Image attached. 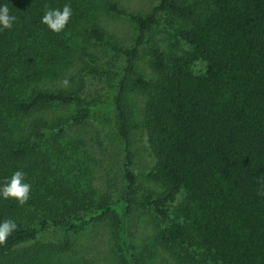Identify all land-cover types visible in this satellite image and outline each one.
I'll use <instances>...</instances> for the list:
<instances>
[{
    "label": "trees",
    "instance_id": "obj_1",
    "mask_svg": "<svg viewBox=\"0 0 264 264\" xmlns=\"http://www.w3.org/2000/svg\"><path fill=\"white\" fill-rule=\"evenodd\" d=\"M98 1L0 0L16 17L11 29L0 26V186L16 170L32 186L24 205L0 196V222L17 224L0 245V264H38L66 253L86 225L105 219L118 264H130L122 224L136 182L129 157L130 133L137 126L128 104L131 91L143 103L139 126L154 156L147 176L160 187L146 202L166 216L165 204L184 192L174 221L158 229L157 244L178 264H264V0H158L146 14L105 0V9L136 25L127 47L101 27ZM65 4L72 16L63 31L41 23L45 6ZM161 22L193 50H162L151 33ZM94 44L125 58L122 76L108 84L127 154L124 202L62 174L82 145L64 139L75 123L90 118L94 105L82 97V84L65 88L54 86V79L70 76L82 83L88 68L107 82L109 64L83 58ZM145 52L154 73L149 79L136 66ZM196 58L206 63L202 74L190 70ZM70 106L76 114L66 111ZM87 211L96 212L85 217ZM50 229L52 236L42 234ZM133 258L141 264V257Z\"/></svg>",
    "mask_w": 264,
    "mask_h": 264
},
{
    "label": "rangeland",
    "instance_id": "obj_2",
    "mask_svg": "<svg viewBox=\"0 0 264 264\" xmlns=\"http://www.w3.org/2000/svg\"><path fill=\"white\" fill-rule=\"evenodd\" d=\"M119 7L129 13H148L158 0H113ZM103 10L98 13L101 27L120 46L127 47L134 43L137 35L136 25L124 15L108 11L105 0L98 1ZM105 7V8H104ZM165 23L154 27L152 38L160 48L168 51L173 48L178 51H191L193 47L184 41L178 40L168 31ZM95 45V44H94ZM149 49L146 46L144 51ZM87 54L83 58L90 62L89 56L97 57L105 65L109 64L112 76L108 83L99 80L98 75L90 73L86 68L82 71V83L75 77H57L54 86H71L77 88L82 84V97L94 105L90 118L82 124H74V131L68 132L64 140H77L80 145L75 153L64 164L62 174L75 181L81 188H86L91 183L98 191H111L113 200L124 202L126 196V180L123 176V164L126 160L124 142L116 127V111L113 106L114 90L108 88L114 85L122 76L125 58L120 53L111 51L108 47L96 44L87 46ZM143 56L136 62L137 70L143 78L149 79L154 73L149 65V55ZM121 69V71L119 70ZM206 63L201 58H196L190 64L193 74H202ZM68 74L75 73V69H68ZM66 74V75H68ZM128 104L132 108V124L137 126L130 133V168L133 171L135 194L132 195L131 210L123 218L122 233L126 242V251L130 255L141 257V264H178L177 260L160 247L156 242L158 229L168 227L175 219L176 209L182 202L184 192L181 190L174 198L165 204L166 216L154 211L146 202V195L156 197L160 187L147 176V171L154 164V156L148 147L144 129L139 126L141 108L143 103L140 95L130 92ZM68 113L76 114L75 106L66 109ZM71 135V136H70ZM96 211L84 212V216L95 214ZM55 232L50 229L42 234L52 236ZM72 247L66 253L54 255L44 259L38 264H118L117 251L112 239L111 222L108 219L90 222L85 228L71 239ZM154 246V249L152 248ZM198 251V249H197ZM130 257V264H134ZM199 255H197V259Z\"/></svg>",
    "mask_w": 264,
    "mask_h": 264
},
{
    "label": "clouds",
    "instance_id": "obj_3",
    "mask_svg": "<svg viewBox=\"0 0 264 264\" xmlns=\"http://www.w3.org/2000/svg\"><path fill=\"white\" fill-rule=\"evenodd\" d=\"M72 16L70 4H65L62 9H52L45 6L44 15L41 23L45 24L54 32H61L67 26ZM16 17L10 15L7 4L0 6V26L4 29H11ZM32 186L25 182V173L22 170H16L10 179L6 180L3 186H0V196L5 200L14 199L20 205H24L30 199ZM17 229V224L12 219H5L0 222V245H4L9 236Z\"/></svg>",
    "mask_w": 264,
    "mask_h": 264
}]
</instances>
